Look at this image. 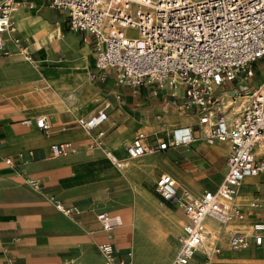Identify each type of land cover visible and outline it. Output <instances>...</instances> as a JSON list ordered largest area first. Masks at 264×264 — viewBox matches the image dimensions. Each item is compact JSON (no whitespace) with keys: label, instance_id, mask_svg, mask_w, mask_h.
<instances>
[{"label":"crops","instance_id":"1","mask_svg":"<svg viewBox=\"0 0 264 264\" xmlns=\"http://www.w3.org/2000/svg\"><path fill=\"white\" fill-rule=\"evenodd\" d=\"M20 1L22 5L14 14L13 36L20 38L21 46L26 43L27 55L9 44L8 39L11 55L0 58V264H104L98 247L109 239L97 218L102 212L121 219L122 225L116 228L110 241L118 255L130 262L128 249L139 232L134 205L138 190L134 186L142 183L138 177H149V164L156 162L153 167L156 177L149 180L156 194V180L169 174L176 180L180 192L188 195L191 192L189 196L196 197L207 190L215 191L223 182L230 145L218 140L208 143L206 125L198 126L196 110L176 111L175 107L183 99L172 97L158 85L147 83L135 92L128 85L117 83L114 71H108L104 80H93L95 59L90 70L87 57L88 49L95 51L93 38L86 33H78L80 37L64 35L63 23H57L54 18L50 0ZM20 20L26 22L29 30L40 34L55 30V37L48 41L47 53L48 59L56 63H43V55L36 47L27 51L30 43ZM81 35L85 37L84 44L76 46ZM32 52L37 53L38 61H31ZM28 59L34 66L26 63ZM46 70L71 81L55 89L57 100L64 107H58L54 101L47 105H25L21 94L8 86L14 72H19L34 75L45 87ZM98 108L108 114V119L92 130L93 135L83 128L80 119ZM40 118L46 120L47 130L38 127ZM178 125L194 126L192 145L146 154L140 160L130 159L127 145L136 135L145 133L149 142L156 138L167 140L172 128ZM64 142L72 143V152L55 156L52 145ZM120 146L125 150L121 158L115 153ZM108 151L116 156L120 166ZM115 177L125 178L115 181ZM168 203L176 207L171 211L183 210L179 204ZM234 204L244 212V219L235 220L232 227L235 230L229 232L226 231L229 225L206 219V229L207 221L221 225L216 242L219 247L213 250L204 247L195 254L191 264H264V241L257 245L253 231L254 224L264 222V172L241 183ZM59 206L72 212L66 214ZM166 215L164 212L157 217L165 219ZM184 216V224L176 236L179 241L187 221L185 213ZM235 232L248 237V247L231 248L230 238ZM207 233L204 245L210 246L213 233L208 229Z\"/></svg>","mask_w":264,"mask_h":264},{"label":"built area","instance_id":"2","mask_svg":"<svg viewBox=\"0 0 264 264\" xmlns=\"http://www.w3.org/2000/svg\"><path fill=\"white\" fill-rule=\"evenodd\" d=\"M21 5L20 0H0V58L10 55L8 39L21 46L13 36L14 14ZM51 7L66 15L70 30L93 38V80H104L108 71H114L117 83L135 92L147 83L167 85L172 97L183 99L178 105L180 112L194 108L198 126H209L208 143H229L227 174L215 191L207 190L189 200L171 175H161L155 183L163 200L178 203L184 210L187 221L174 264H191L208 238L206 219H215L223 226L244 219V212L234 204L239 186L246 178L264 172V152L257 149L264 144V79L261 86L242 95L246 99L232 127L218 99L221 92L232 90L230 84L254 77L264 61V0H51ZM107 119L108 114L101 110L82 119L81 125L92 131ZM37 125L48 129L44 118L38 119ZM147 138L139 133L127 145L130 158L190 146L195 131L194 126L178 125L167 140L149 142ZM51 149L55 156H66L73 145L58 143ZM108 155L114 159L110 152ZM59 208L66 214L72 212ZM97 218L109 239L98 247L104 264H130L110 241L121 219L108 212L99 213ZM115 218L119 222H113ZM253 231L255 243L261 245L264 222L254 224ZM249 243L244 233L231 235L234 250Z\"/></svg>","mask_w":264,"mask_h":264},{"label":"bare ground","instance_id":"3","mask_svg":"<svg viewBox=\"0 0 264 264\" xmlns=\"http://www.w3.org/2000/svg\"><path fill=\"white\" fill-rule=\"evenodd\" d=\"M20 26L22 30H23V27L26 29L27 31L26 37H27V40H29V42L32 45L31 48L36 47L37 50H39L40 54L43 55L42 62H47L51 60V59H48L47 46H49L50 44V42L48 41H52L53 38L55 37V30H51L45 34H40L37 30H29L26 27L27 26L26 22H23L21 20H20ZM128 32H130V30ZM10 43L18 47L20 53L27 55L25 46H19L12 41H10L9 44ZM10 55H11V52H10ZM29 60L30 59H28L27 61ZM53 62L56 63L55 60ZM26 63L29 64L30 66H34L32 62L31 63L26 62ZM45 72L48 74V77L45 80V84H46L45 87H43L42 83H40L39 81L35 79L34 75H26V74H21L19 72H14L15 74L13 76V80L12 82H9L8 86H13L14 87L13 92L21 94L20 97L23 100V103L25 105H30V104L47 105L48 103L54 101L58 107H64L61 104V102L57 100L55 89L63 88L69 85L71 81L66 80L64 76L54 75L52 74L51 71H45ZM78 77L81 79H84L82 75H78ZM259 86H261V84ZM64 98H67V97H64ZM230 98L231 100L229 101L228 103L229 105H228L226 104V102ZM218 99H219V102L224 107L223 110L225 112L226 118L229 120V125L231 126L232 121L236 117H238V115L240 114L241 108L244 103L243 100L246 99V96H241V95L232 96L227 92H221ZM205 127L207 128L206 133H209V126H205ZM221 142H226V141H221ZM212 143H214V141ZM257 149L259 151L263 150L262 152H264V144H260L257 147ZM115 153L118 157L121 158L123 154L125 155V150L120 146V148H118L115 151ZM153 153H157V152H152V153H147V154H153ZM113 157L114 159H112V157L111 159L114 162H116L117 165L120 166L121 163L119 161H115V160H118L116 156H113ZM145 157H146V154L141 156V159ZM139 158H136V159H139ZM135 161L137 160H134V162ZM155 163L156 162L153 161L149 164V166L152 168L148 170L149 177H138L142 181V183H135V186L133 185L138 190L137 197L134 200V205H135L136 223H137L138 230H139V232L136 234L134 243L130 247L133 264H168L170 260L175 256L176 250L179 246V243L177 242L175 238L177 234L181 231L182 221H180L177 218V216H175L173 211L168 209V206L170 204H168L167 202L169 201L167 202H164L165 200L161 201L160 198H158L155 190L149 184V180L153 179L156 175L155 172L153 171V167L155 166ZM162 166L166 167L165 162H162ZM123 178L125 177H115L114 180L119 181ZM190 193L189 195H191ZM171 203H174V202H171ZM164 212L168 213V215H166L165 219L163 220L169 226V229L168 231H166V233H161L157 225V222L156 220H154V218H156L160 213H164ZM113 222L117 223L119 222V219L118 220L114 219ZM234 225H235V222H232L229 224L230 227H234ZM207 226L209 227V229L211 228L212 230L217 229L218 227L217 224L214 222L213 223L207 222ZM243 231L245 230L243 229ZM171 233H173V236H171ZM206 247L208 250H211V246H209V244ZM202 249H204V244H203Z\"/></svg>","mask_w":264,"mask_h":264},{"label":"rangeland","instance_id":"4","mask_svg":"<svg viewBox=\"0 0 264 264\" xmlns=\"http://www.w3.org/2000/svg\"><path fill=\"white\" fill-rule=\"evenodd\" d=\"M49 7L50 8H52L51 7V0H50V3H49ZM53 9V8H52ZM54 10V18H56L57 19V23H63V34L64 35H68V34H76L78 37H80L79 36V34L78 33H76V32H74V31H72V30H70V28H69V25H68V22H67V20H66V18L64 17V15L62 14V12L60 11V10H56V9H53ZM84 40H85V37L83 36V35H81V40H77V43H76V46H81L82 44H84ZM89 40V39H88ZM29 41V40H28ZM89 42V41H88ZM30 43V42H29ZM23 46H26V43H25V45H23ZM31 43H30V46H28V49H27V51L29 52L32 48H31ZM95 56H96V54H95V51H93V50H89L88 49V52H87V57L89 58V60H90V65H91V68H90V70L92 69V67H93V65H94V59H95ZM29 57L30 58H32L31 59V61H38V55H37V53H35V52H32L31 54H29ZM24 59H25V57H24ZM26 60V59H25ZM30 60L29 61H27V62H31ZM43 63H45V64H50V63H55V62H53L52 60H49V61H47V62H43ZM46 71H48V70H46ZM115 75V77L117 78V76H116V74H114ZM264 79V61H262V62H260L259 63V65L257 66V68H256V73H255V75H254V77H252L251 79H247L245 82H243L242 84H239L238 82H234V83H232V84H230L229 86L232 88V90H230L229 91V94L230 95H232V96H239V95H244V94H249V92L254 88V87H256V86H259L261 83H262V80ZM162 89H166V90H168V93H171V91L168 89V87H167V85H164V87H162ZM226 99V98H225ZM231 100V98L226 102V104H228L229 103V101ZM244 101V100H243ZM220 104V106L222 107V109H224V107H223V105L221 104V103H219ZM229 105V104H228ZM175 109H176V111H178V112H180L179 110H178V107H175ZM102 110V108H98V109H96V110H94V111H91L88 115H86L84 118H81L80 120H85V119H87L88 117H90L91 115H93L94 113H96V112H98V111H101ZM232 127V126H231ZM85 129V128H84ZM93 135H94V132L93 131H90ZM168 138V137H167ZM166 139V138H165ZM225 143H227V145L229 146V143L226 141ZM152 153V152H151ZM227 153H228V151H227ZM183 156V155H182ZM141 159V157L138 159V160H140ZM156 177V176H155ZM201 194H199L198 196H196V197H189V195H188V199L189 200H191V199H195V198H197V197H199ZM157 196H158V198H160V200L162 201L163 199L160 197V195H158L157 194ZM168 203V202H167ZM168 204H170V203H168ZM168 209H176V207L174 208V206H173V204H170L169 206H168ZM174 212V214H175V216H177V218L181 221L182 220V223H181V229H182V226H183V224H184V221H185V216H184V213H183V210L181 209V208H179L178 209V213H179V215H180V217H181V219H180V217H179V215H178V213H177V211H173ZM116 220H118V218H115ZM154 220H156V222H157V225H158V227L159 228H161L163 231H168V229H169V226L166 224V222L162 219H160V218H158V217H156V218H154ZM208 222V221H207ZM212 222H214V223H216L217 224V229H215V230H212L211 228L209 229V227L207 226V229L208 230H210L212 233H213V239H212V241H211V244H210V246H211V250H213V249H215L216 247H219V245H217L216 244V242H217V233L219 232V230L221 229V225L218 223V222H216V221H213L212 220ZM232 222H234V221H232ZM122 225V224H121ZM120 225V226H121ZM235 230V228L233 229L232 227H230V226H228L227 227V232H229V231H234ZM216 231V232H215ZM215 232V233H214ZM171 236H173V233H171ZM176 239V238H175ZM177 240V242L179 243V246H178V248H177V250H176V253H177V251H178V249H179V247H180V241H179V239L177 238L176 239ZM204 247H206V244L204 245ZM228 247H229V244H228ZM130 251V255H131V257L129 256V259H130V264H133L132 263V254H131V249H128V252ZM176 253H175V255H176ZM174 258V257H173ZM173 258L170 260V262L168 263V264H171V262H172V260H173Z\"/></svg>","mask_w":264,"mask_h":264}]
</instances>
